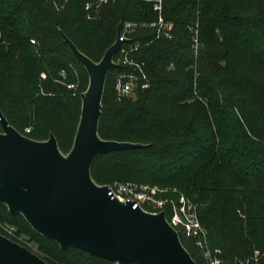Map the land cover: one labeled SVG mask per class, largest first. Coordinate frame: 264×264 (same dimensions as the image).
Returning <instances> with one entry per match:
<instances>
[{"label":"trees","instance_id":"1","mask_svg":"<svg viewBox=\"0 0 264 264\" xmlns=\"http://www.w3.org/2000/svg\"><path fill=\"white\" fill-rule=\"evenodd\" d=\"M162 6L174 24L171 38L152 25L159 18L154 0H0V107L17 130L36 140L53 133L68 153L89 77L64 34L100 61L118 27L135 23L124 45L140 44L136 58L146 63L150 86L119 101L116 77L131 68L110 70L98 131L144 146L98 156L93 179L177 186L198 204L209 247L222 251L220 264H255L256 250L264 264V0H162ZM72 82L76 94L67 86ZM0 233L49 264H112L77 247L62 249L5 204ZM181 239L205 264L194 239Z\"/></svg>","mask_w":264,"mask_h":264},{"label":"water","instance_id":"2","mask_svg":"<svg viewBox=\"0 0 264 264\" xmlns=\"http://www.w3.org/2000/svg\"><path fill=\"white\" fill-rule=\"evenodd\" d=\"M65 42L85 67L89 83L73 146L64 153L55 134L33 139L17 130L0 107V204L20 213L31 226L62 249L77 247L112 264H197L165 212L150 213L134 202L120 201L92 177L95 159L105 153L142 147L139 142L104 139L99 134L103 96L114 56L125 38L118 27L115 42L100 61ZM0 264H49L25 245L0 233ZM236 264H243L240 259Z\"/></svg>","mask_w":264,"mask_h":264},{"label":"built area","instance_id":"3","mask_svg":"<svg viewBox=\"0 0 264 264\" xmlns=\"http://www.w3.org/2000/svg\"><path fill=\"white\" fill-rule=\"evenodd\" d=\"M89 7L90 5L87 6V8ZM154 9L159 12V18L152 25L157 27L159 36L163 35L171 38L174 24L164 19L162 15V0H154ZM135 26L136 24L133 22H126L123 30L121 29L122 37L128 40V34ZM192 31V46L194 51L198 53L200 46L198 25L192 27ZM32 42L35 43V40L32 39ZM124 42L115 54L114 61L120 65H127L131 69L119 73L116 77L115 89L117 100L119 101L134 97L138 89H146L150 86L149 75L145 67L146 63L136 58V52L139 50L140 44L124 45ZM62 75H65L64 71ZM42 76L45 78L46 73H43ZM67 86L73 89L76 94L78 84L72 82L68 83ZM26 131L29 132L30 128H27ZM100 185H107L110 190L109 194L113 198L117 197L123 202L133 201V208L141 207L150 213L165 212L167 221L178 231L180 236L194 239L205 260V264L221 263V249H212L208 245V231L199 219L198 204L178 188L137 181H114ZM5 230L9 234L15 235L14 227L5 226ZM262 256L263 252L256 250L251 259L255 264H258ZM243 264L253 263L249 259Z\"/></svg>","mask_w":264,"mask_h":264},{"label":"rangeland","instance_id":"4","mask_svg":"<svg viewBox=\"0 0 264 264\" xmlns=\"http://www.w3.org/2000/svg\"><path fill=\"white\" fill-rule=\"evenodd\" d=\"M43 74V73H42ZM42 74H41V76H42ZM43 77V76H42ZM44 78V77H43ZM46 78V77H45ZM0 128H1V125H0ZM162 186H167V187H176V188H178L180 191H182L183 192V190L182 189H180L179 187H177V186H170V185H162ZM184 193V192H183ZM187 195V194H186ZM190 198H191V196L190 195H188ZM31 245V247L34 249V250H36V246H34L33 244H30Z\"/></svg>","mask_w":264,"mask_h":264}]
</instances>
